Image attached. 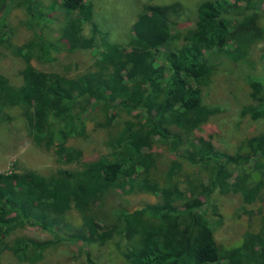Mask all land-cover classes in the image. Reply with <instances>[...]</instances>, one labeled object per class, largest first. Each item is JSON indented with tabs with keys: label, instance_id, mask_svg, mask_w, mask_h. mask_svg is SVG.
<instances>
[{
	"label": "trees",
	"instance_id": "16d2710c",
	"mask_svg": "<svg viewBox=\"0 0 264 264\" xmlns=\"http://www.w3.org/2000/svg\"><path fill=\"white\" fill-rule=\"evenodd\" d=\"M27 1L29 10L31 0ZM158 1L147 0L142 6L127 48L104 44L95 72L67 79L35 67V62L54 61L52 53L58 49L52 42L37 36L17 47L6 40L1 10L6 0H0V48L23 61L20 89L0 77V112L19 107L35 142H48L57 159L66 164H82L81 171L60 170L50 177L34 171L0 173V254L10 251L20 262H39L49 248L47 243L27 236L7 239L18 227L29 225L51 232L52 245H57L64 215L75 210L85 229L81 238L100 245L123 238L126 244L119 251L128 264L264 263V230L248 236L238 248L222 250L207 218L216 192L232 191L247 204L261 198L264 133L247 139L243 152L235 155L216 150L209 138L199 135L217 113L202 103L201 88L209 84L218 58L241 59L246 46L262 39L257 25L262 0H202L196 5L193 27L182 33L172 27L179 17L178 4ZM61 8L67 21L59 40L65 50L90 48L93 42L82 37L81 26L91 21V5L84 0H61ZM27 13L30 23L48 24L41 11ZM91 27L97 32L94 23ZM174 41L179 46L170 50ZM248 83L254 103L247 107V114L252 120L264 119V86L256 80ZM91 102L94 116L99 109L106 115L113 110L112 119L96 122L109 130L110 159L85 161L79 150L67 145L68 139L85 136L90 113L83 115ZM121 113L129 119L120 121ZM83 117L84 122L77 124ZM187 143L191 148L187 149ZM159 144L195 168L196 177L184 179L192 204H179L185 193L176 185L161 188L153 180L159 165L153 150ZM173 163L166 176L168 184L174 183V173L181 172L184 162ZM114 189L123 194L151 193L158 201L132 212L117 206L106 212Z\"/></svg>",
	"mask_w": 264,
	"mask_h": 264
},
{
	"label": "rangeland",
	"instance_id": "374dc122",
	"mask_svg": "<svg viewBox=\"0 0 264 264\" xmlns=\"http://www.w3.org/2000/svg\"><path fill=\"white\" fill-rule=\"evenodd\" d=\"M201 1L159 0L157 4H178L179 17L174 19L175 25L172 27L182 33L193 27L196 5ZM26 2L28 1L6 0L2 7L7 30L6 40L14 46L21 47L33 37H44L52 42L58 51L52 53L54 59L52 63L39 65L35 62V67L67 79H76L88 72L96 71L104 44L128 47L133 37L132 26L147 0H84L85 4L91 5L92 16L91 21L82 24L81 35L83 38L91 39L93 43L90 48H79L74 52H67L59 40L67 21L61 8V0H31L29 10L25 8ZM31 9L41 11L49 18L45 27L29 22L27 12ZM257 11V25L262 29V39L246 46V55L241 59H230L225 56L218 58L209 84L201 88L202 103L216 109L217 113L200 128L199 135L209 138L216 150L229 155L243 152L242 146L247 139L264 133V119L252 120L246 111L247 107L254 103L250 95L249 80L259 81L264 86V0ZM93 23L98 29L97 32L92 31ZM178 46L179 42L174 41L170 50ZM159 61L160 56L158 64ZM22 69L23 61L19 57L0 48V77L6 79L14 89H20L23 85L20 75ZM92 105L93 102L83 115L86 117L90 113L85 121V136L68 139L67 145L79 150L83 156L82 160L85 161H94L102 156L110 159L111 152L107 146L109 130L97 127L96 122L112 119L113 110L106 115L99 109L96 112L98 117L93 115L94 112H90L91 108L94 109ZM84 117L77 124L83 123ZM117 117L120 121L129 119L123 113ZM187 145V149L191 148L188 143ZM153 151L157 153L159 164L154 170L153 180L161 188L176 185L185 193L179 204L184 201L192 204L193 198L186 190L184 179L185 176L189 179L196 177L195 168L182 159L178 160L177 153L163 144L155 145ZM173 161L184 163L181 165V172L174 173V183L168 184L166 176L174 164ZM81 168V162L66 164L58 160L54 148L48 142H35L29 136L26 120L19 107H11L0 112V173L34 171L44 177H50L60 170L81 171ZM236 173L238 172L233 173L229 183L233 182ZM134 191L131 194H123L115 189L111 191L107 198L108 203L104 207L106 212L113 210L114 206L132 212L158 201L151 193ZM110 216L112 219V215ZM207 218L220 249L232 250L242 246L248 236L264 230V188L261 198L251 204H247L241 196L232 191L214 193ZM63 223V227L57 230L58 237L62 240L54 246L52 245L54 236L51 232L43 231L36 226L18 227L8 241L16 236H27L47 243L49 248L36 263L20 262L10 251H5L0 254V264H89V260L95 264H128L119 251L126 244L123 238L115 237L101 245L88 244L81 238L85 234V229L82 228L81 218L75 210L64 215Z\"/></svg>",
	"mask_w": 264,
	"mask_h": 264
}]
</instances>
